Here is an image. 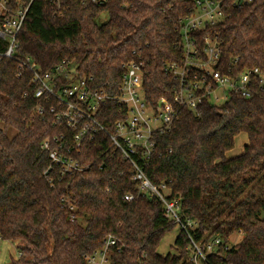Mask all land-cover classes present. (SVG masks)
Wrapping results in <instances>:
<instances>
[{
  "label": "trees",
  "instance_id": "1",
  "mask_svg": "<svg viewBox=\"0 0 264 264\" xmlns=\"http://www.w3.org/2000/svg\"><path fill=\"white\" fill-rule=\"evenodd\" d=\"M219 1L224 19L194 34L198 47L204 48V36L216 35L222 49L218 70L264 72V0L241 8L234 0ZM83 2L64 0L59 10L50 0H34L14 58L0 62V240L18 245L20 258L12 264H88L109 235L118 240L110 264H189L183 231L177 254H158L176 225L166 219L157 198L139 193L132 165L106 153L105 134L76 156L88 169L68 177L55 173V186H50L45 176L49 154L41 146L61 129L54 126L49 105L43 118L34 114L37 104L47 103L36 97L34 72L23 64L30 59L46 74L66 62L80 77H93L98 88L116 94L123 65L143 62L146 99L155 105L163 97L171 99L178 85L164 69L185 63L177 31L180 20L193 15L195 2ZM29 4L10 0L13 11ZM103 15L107 20L99 24ZM8 45L0 39V52ZM175 108L179 119L173 130L153 137L156 152L144 168L147 178L154 186L166 183L170 199L182 200V213L199 225L197 238L206 231L226 240L243 236L225 253V264H264V88L256 87L248 99L233 93L218 107L206 100L196 112ZM115 109L110 104L108 116L101 118L109 128ZM10 131L16 134L11 137ZM243 134L248 144L239 156L228 158ZM126 195L134 199L125 200ZM63 198L75 210L64 206Z\"/></svg>",
  "mask_w": 264,
  "mask_h": 264
},
{
  "label": "built area",
  "instance_id": "2",
  "mask_svg": "<svg viewBox=\"0 0 264 264\" xmlns=\"http://www.w3.org/2000/svg\"><path fill=\"white\" fill-rule=\"evenodd\" d=\"M50 1L60 10L64 0ZM83 1L85 4L89 0ZM111 1L90 0L96 6H104ZM254 1L234 0V4L241 8ZM33 2L30 0L29 6L22 5L13 11L10 0H0V39L9 44L5 51L0 52V62L3 58H14L18 34ZM194 2L193 15L181 19L177 31L185 63L169 64L164 69L166 76L173 78L178 85L171 99L163 97L155 105L146 99L143 62L131 61L123 65L125 72L116 94L98 88L93 77H80L66 62L46 74L37 71V64L30 59L23 66L34 72L33 81L38 84L36 97L44 98L47 103L37 104L34 114L43 118L45 107L49 105L53 124L61 129L60 133L45 138L41 146L49 154L50 166L45 176L50 186H55V173L68 177L88 169L76 156L87 142L105 134L110 141L106 153L118 155L132 165V182L137 184L139 193L157 198L164 206L166 219L186 234L189 240L187 262L225 264V253L233 248L231 238L226 240L220 235H210L208 231L197 238L199 225L182 213V200L170 199L167 184L154 186L144 171L156 152L154 135L170 133L179 119L176 106L196 112L206 100L214 106L215 101L226 104L233 93L248 99L254 95L256 87L264 88V72L259 68L243 71L229 69L227 73L217 69L222 49L216 35L204 36V48L201 50L198 47L194 34L216 26L224 19V13L219 0ZM201 53L204 58H201ZM218 90L222 93H216ZM51 102L54 104H49ZM110 104H116L109 121L112 122L111 128L101 119L108 116L105 114ZM133 199L132 195L125 196L127 201ZM62 203L75 210L69 198H63ZM117 245L118 240L113 235L107 236L104 247L88 258V264H110V250Z\"/></svg>",
  "mask_w": 264,
  "mask_h": 264
},
{
  "label": "rangeland",
  "instance_id": "3",
  "mask_svg": "<svg viewBox=\"0 0 264 264\" xmlns=\"http://www.w3.org/2000/svg\"><path fill=\"white\" fill-rule=\"evenodd\" d=\"M107 20V15H103L101 19L98 20L99 24L105 23ZM216 93H222V90H218ZM216 106H221L224 102L215 101L214 103ZM0 128H3L2 124L0 123ZM10 136L13 137L16 132L10 131ZM248 144L247 135H241L236 138L235 141V148L234 150L230 151L228 154V158L235 157L238 153L244 150V146ZM181 229L177 226L174 231L168 234L164 240L162 241L158 254L162 257H166L168 255L177 254L176 251V240L180 235ZM243 240L242 235H236L231 237L232 246L239 244ZM20 258L19 254V247L17 244L10 242V241H1L0 240V264H12L14 261H18ZM188 259V258H187Z\"/></svg>",
  "mask_w": 264,
  "mask_h": 264
},
{
  "label": "crops",
  "instance_id": "4",
  "mask_svg": "<svg viewBox=\"0 0 264 264\" xmlns=\"http://www.w3.org/2000/svg\"><path fill=\"white\" fill-rule=\"evenodd\" d=\"M242 153V151L240 153H238L236 156H239L240 154ZM229 154V153H228ZM228 154H227V157H228ZM235 156V157H236ZM230 158H234V157H230Z\"/></svg>",
  "mask_w": 264,
  "mask_h": 264
}]
</instances>
